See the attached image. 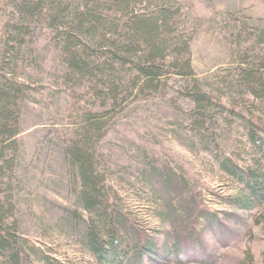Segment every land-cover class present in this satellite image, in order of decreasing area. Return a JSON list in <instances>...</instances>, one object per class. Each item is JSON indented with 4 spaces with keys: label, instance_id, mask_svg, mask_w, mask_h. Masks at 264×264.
I'll return each instance as SVG.
<instances>
[{
    "label": "rangeland",
    "instance_id": "obj_1",
    "mask_svg": "<svg viewBox=\"0 0 264 264\" xmlns=\"http://www.w3.org/2000/svg\"><path fill=\"white\" fill-rule=\"evenodd\" d=\"M86 1L65 0L81 10ZM95 2L107 22L84 34L75 19L21 22L20 0H0L2 41L6 23L22 25L6 71L23 85L16 146L0 161V232L18 263L99 264L83 245L99 211L116 221L124 264L150 244L156 255L138 264H264V203L244 202V186L221 163L264 171V96L246 79L264 82V0H131L118 15L111 1ZM131 10L169 18L151 83L139 70L147 44L127 52ZM88 116L98 129L86 128ZM75 142L99 179L95 215L79 200ZM7 256L0 250V264Z\"/></svg>",
    "mask_w": 264,
    "mask_h": 264
},
{
    "label": "trees",
    "instance_id": "obj_2",
    "mask_svg": "<svg viewBox=\"0 0 264 264\" xmlns=\"http://www.w3.org/2000/svg\"><path fill=\"white\" fill-rule=\"evenodd\" d=\"M107 1H111V4L116 7V12L114 11V13L117 15L119 13L123 14L124 12H129L127 10H129L131 0ZM20 2L21 3L17 6L19 9L18 11L21 14V22L34 21L36 18L39 20L50 18L51 24L57 28L66 24L64 22L65 19H68L71 23L75 19L79 24L78 30L84 34H88L90 32L88 31V27H90L89 25L92 23L101 24L102 21L107 22L106 20H102L100 15L97 14L96 10L100 11L101 6H99L95 0H87L84 10H81L76 5L71 8L70 2H65V0H20ZM88 2H92L95 5L93 7H87L86 4H88ZM102 5L103 7L106 6V4ZM114 19L116 24L119 25V23H121L122 19H120V17ZM168 20V15L164 13V11L154 18H150L141 17L131 10L128 23H124V26H129L128 29L130 28V32L132 33L128 39V42H131L129 43V50L127 49V52H130L131 55H136L137 51H139L137 50L139 49L138 46L143 43L147 44V46H145L150 51V54L148 55L149 58H147L148 65L139 69L141 76L146 78V82L151 83L154 77L158 75L159 66L155 65V61L162 59V51H160L159 44L164 42L163 39H160L159 35L163 27H166ZM17 24L19 23L13 25L6 23L3 30L4 40L2 41V37H0V161H2L4 152L7 148L11 147V149H13L16 146L13 137L17 133L16 128L18 125V120L15 115L18 112L17 99L22 91L23 85H21L19 82H16V79H13V81L11 78H6V71L10 65V62H14L19 56V50L16 49V44L22 35L20 28L22 25L19 26ZM116 24L114 26H116ZM103 27L105 28L106 26L104 25ZM106 30L107 29H105V31ZM132 40H135V42ZM21 41L22 40L19 42ZM67 53L71 56L72 60L77 58L75 52L68 50ZM74 67L76 68V64ZM248 75L249 76H246L248 83H253L257 90H261L259 95L264 96V82L261 80L254 81L253 77L250 76V74ZM255 95L257 94L255 93ZM96 117L97 116H88L86 120L87 129H98L96 124H99V120H95L94 118ZM252 144L254 145V142H252ZM79 145L80 143L78 142L73 143V145L68 149V154L70 155L72 162L78 166V172L81 177L82 189L79 194L81 205L85 211L95 215L97 211L96 208H100L101 205L99 200L101 195V191L98 186L99 179L94 170H92L93 167L90 156L87 154L86 150ZM260 147L261 151H258L262 154L261 158L264 160V143L261 144ZM260 147H258V149ZM221 163L223 165L222 167L224 171L234 176L236 180L244 186L247 192V195L243 198L244 202L249 203L251 200H254L258 203H264V171H262L261 168H248L245 170L236 165L230 164L225 158L221 160ZM6 164L7 162L5 161H3V163L1 162L0 164V180L3 177L2 169H4V165ZM102 208L103 210L105 209L104 211H106V206H102ZM97 214L100 215L101 222L94 223L92 217H90V223L85 227L83 234L84 248L94 256L95 260L99 264H122V258L119 254L120 252L117 253L115 250L116 246L114 241V230L116 228V221L111 216L102 217L103 214H99V211ZM100 224H106L109 225V227L106 230L103 229ZM11 245V238L3 234L1 231L0 250L8 252V264H19V252L17 250L14 251V249H11ZM150 246L146 245V248L138 251L140 252L139 256L137 252L138 262L141 261V255L143 254L150 256L156 255V252L151 244ZM138 262L136 263L130 260L125 262V264H138Z\"/></svg>",
    "mask_w": 264,
    "mask_h": 264
}]
</instances>
